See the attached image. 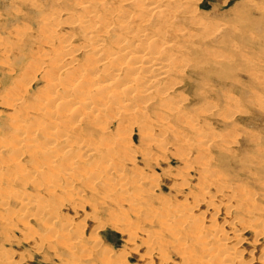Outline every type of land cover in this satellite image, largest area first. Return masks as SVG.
<instances>
[{"label": "rangeland", "instance_id": "1", "mask_svg": "<svg viewBox=\"0 0 264 264\" xmlns=\"http://www.w3.org/2000/svg\"><path fill=\"white\" fill-rule=\"evenodd\" d=\"M64 1L0 0V190L7 185L11 191L10 195L3 197V201L0 199V264H158L157 249L165 245L162 240L181 243L197 255L193 244L186 242L180 235L181 229L172 237V233L167 231L171 228H168L171 222L167 221V227L162 229L157 225L156 218L166 209H175L179 200L183 199L188 204L189 199L196 200V187L203 181V185L206 184L205 191L201 193L203 199L191 202L194 205L189 204L185 209L193 214L198 210L196 215L201 216L197 217L201 222L199 225L202 228L205 226L203 229H220L218 232L221 234L223 231L221 236L226 244L234 237L237 241L233 242V247L246 252L253 241H250L253 238L252 231L263 229L258 228V225L259 221L264 222V0H197L198 17L217 27L215 29L218 32L213 39H207L206 42L214 57H209L211 60L194 57L192 64L195 68L191 67L181 79L177 94L182 99L178 101L177 110L183 113L181 120L184 123L166 120L172 129L177 126L173 129L175 132L180 133L181 130L179 136H184L182 140L189 139L191 143L188 142L190 146L176 149V144L169 142L171 137L168 133L162 130L163 138L156 135L160 128L157 124L153 131L152 143L155 144H147L145 139H141V132H138L142 124L139 118L126 120V123L130 122L127 124L123 122L129 128L127 137L132 146V163L128 164L138 170L132 169L134 172L129 174L131 178L135 171L137 173L135 181L138 182V189L127 196V201L133 207H128L123 201L118 203L115 192L107 191L105 196V190L99 189L96 183L92 184L94 189L90 190L84 187L83 182L82 186L80 182L74 181L71 182L73 186L69 184L73 190L70 193L74 195L63 194L61 190L48 194L45 182L36 173L25 148H18L16 161L13 158L15 156L9 155L11 152L6 149L13 131L10 118L13 119L15 113L21 110L17 102L6 107V102L10 101L13 94L10 92L12 83L18 79L16 81L22 84L19 77L28 74L26 56L39 44L36 42L45 32L44 29L56 26L59 31L63 30L61 28L66 22ZM57 11L62 13L60 19L46 26L43 22L47 18L45 16ZM203 60L204 70L199 67ZM35 82L31 83L27 94L21 95L24 103L32 93L37 95L39 85H35ZM225 95L230 98L228 103ZM190 118L195 131L201 129L196 133L200 142L203 141L200 143L202 147L193 145L184 128L185 124L191 125ZM117 120L115 118L110 124L111 134L119 132ZM22 122L26 125L27 121H21V125ZM195 126H198L197 129ZM115 137L111 139L115 140ZM156 144L161 148H155ZM182 153L187 160L181 162ZM197 156H204L207 165L201 164V157L198 161ZM13 161L18 163V169ZM201 165L204 167L202 171L199 170ZM11 167H15V170L12 171ZM20 167H23L22 170L28 169L31 178L24 177L23 182L17 181ZM120 168L124 172L125 168ZM14 171L16 176L12 175ZM125 172L121 174L127 178L129 175ZM213 187L220 188L216 193L218 195H214ZM235 193L239 197L249 193L254 208L243 210L239 203H234ZM22 200L26 202L20 206L17 201L22 203ZM203 201L208 204L205 205ZM209 209L214 211L210 213ZM242 212L248 214L250 221L246 227L238 230L241 219L247 218ZM205 222L206 225L203 224ZM127 235L130 240L126 239ZM206 243L216 248L212 239L208 238ZM259 244L264 245L263 233L254 241L255 247ZM163 250L168 251L165 256L171 259L169 263L190 264L187 258H180L174 249ZM248 253L250 258L257 257L252 250Z\"/></svg>", "mask_w": 264, "mask_h": 264}, {"label": "bare ground", "instance_id": "2", "mask_svg": "<svg viewBox=\"0 0 264 264\" xmlns=\"http://www.w3.org/2000/svg\"><path fill=\"white\" fill-rule=\"evenodd\" d=\"M196 5L197 0H91V2L88 0H65L63 7L66 11L64 14L66 22L63 23L62 31L55 28L56 26L49 28L47 25L60 19L62 13L51 12V15L45 16L47 18L43 22L48 27H44L45 32L42 30L43 35L40 32L41 37L38 38L39 40L36 39V44H39L26 56L28 74L19 77V81H23L22 84L16 81L18 79H14L10 91L13 94L9 98L10 101L6 102V107L12 106L16 102L19 103L18 106H21V110L19 109L17 113L13 112L15 113L13 119L10 118L13 131L6 149L11 152L9 155L18 156V148L21 146L25 148L26 154L30 155L28 158L30 157L36 173L45 182L44 186L48 194H53L55 190L69 194L73 191L69 184L74 181L81 184L83 182L84 187L90 190L92 184L96 183L99 189L105 190V196H107V191L115 192L118 203L123 201L128 207H131L127 196L138 189V182L135 181V178L137 179L136 171L131 178L129 175L135 168H131L133 166L130 167L128 164L133 156L132 146L127 137L129 128L124 126L129 122L126 123V120L139 118V121H142L141 126L138 125L139 131H137L141 132V139H145L147 144L154 141L153 131L156 130L155 126L158 124L160 128L157 136H162L163 130L171 137V140L168 141L176 144V149L190 146L189 139L182 140L184 136H179L181 130L180 133L175 132L176 125L173 130L166 120L174 119L184 123L181 120L183 113L177 110L178 101L182 99L179 97L180 94H177L181 79L185 72L195 66L192 64L194 57L200 56L199 58H205V60L214 57L213 52L206 46V42L213 39L214 34L218 32L215 29L217 27L211 25L212 22L211 24L208 23L209 21L205 23L198 17ZM212 27L214 28L212 29ZM43 46L45 47L43 48ZM197 59L195 60L197 61ZM203 63L204 60L199 67L204 70ZM203 70L201 71L205 72ZM35 80V85H39L38 93L37 95L32 93L28 99L25 98L27 100L24 103L21 95L29 92L31 83ZM19 92L20 95H18ZM16 93L18 94L16 95ZM228 99L230 98L225 99L226 102ZM262 104L264 106L263 101ZM115 118L119 119V121L117 120L118 126L116 125L119 132L115 133L117 138L110 132V124ZM24 120L27 121L26 125L25 122L22 124L26 127L21 125V121ZM184 120L186 119L184 118ZM152 126L154 127L152 128ZM181 126L183 127V124ZM184 128L189 133V138L194 143L192 144L195 147L200 146L203 141L200 142L196 132H200L201 129L195 131L192 121L191 125L185 124ZM182 134L184 135L185 132ZM37 136L39 139H36ZM113 136L116 138H114L115 140H112ZM158 147L161 148L158 145L155 148ZM146 155L148 156V154ZM16 156H12L15 161ZM197 157L198 161L201 157V164L207 165L204 156ZM181 159L179 160L181 162L186 159L184 153H182ZM15 161L13 163L18 169V163ZM120 167L127 168L126 172L129 175L127 178L121 174L125 172V169H123L124 172H121ZM14 168L11 167L12 171L15 170ZM22 168L18 170L19 172L17 171L19 176L16 180L19 182H23L24 177H29L30 171L27 169V172ZM202 168L204 167L201 165L199 170L202 171ZM10 172L8 173L10 174ZM13 173L15 171L12 172V175H14ZM139 174L141 175V173ZM33 176L32 179H34ZM204 183V181L202 184L198 183L200 185L196 187V198L194 196L193 198L197 202L203 199L201 193L206 188ZM212 189L214 195H218L216 193L220 188L213 187ZM13 193L16 192L13 191ZM10 194L11 191L6 185L4 189L0 190V199L3 201V197ZM235 194L233 202L239 203L243 210L254 208L249 193L240 197L237 193ZM26 198L29 199V197ZM196 200L189 199V204L191 205ZM17 202L23 206L26 201ZM203 202L207 205L210 201ZM189 204L183 199L179 200L175 209H166L160 212L156 219L157 225L162 229L167 227V221L171 222V225L168 226L171 228L167 231L172 233V237H175L177 231L181 229L180 235H183L186 242L193 244L197 255L192 254L191 248H185L181 243L162 240L165 245L162 248L159 247L160 249L156 248L158 264H173L172 261L169 263L170 258L165 256L168 251L163 249L169 251L174 249L180 258H187L190 264H264V245L259 244L257 247L254 245L258 235L261 233L264 235V222L259 221L258 225V228L263 229L252 231L253 238L251 237L250 241L253 239V243L251 242L247 251L240 252V249L233 247L235 244L233 242L237 241L236 238L233 239V237L229 244L224 242L221 236L222 228L221 234L218 232L220 229L218 231L217 229H203L205 226L202 228L199 225L201 222L198 217L201 216L196 215L198 210L193 214L188 212L190 210L185 209ZM242 213H245L247 218L244 217L246 221L241 219L242 222L240 221L241 223L237 226L238 230L246 227V223L248 224L250 221L248 214ZM78 228L80 229V227ZM129 237L126 239L130 240ZM208 238L216 243V248H211L206 243ZM250 250L256 252L254 256L257 257H248ZM209 256L211 257L209 258Z\"/></svg>", "mask_w": 264, "mask_h": 264}]
</instances>
